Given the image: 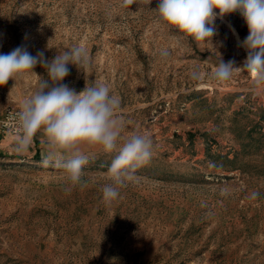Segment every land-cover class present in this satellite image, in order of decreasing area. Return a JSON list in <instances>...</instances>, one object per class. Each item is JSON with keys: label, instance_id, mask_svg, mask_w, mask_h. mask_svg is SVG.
Returning <instances> with one entry per match:
<instances>
[{"label": "rangeland", "instance_id": "rangeland-1", "mask_svg": "<svg viewBox=\"0 0 264 264\" xmlns=\"http://www.w3.org/2000/svg\"><path fill=\"white\" fill-rule=\"evenodd\" d=\"M157 6L0 0V53L19 46L51 60L86 48L90 67L69 65L64 83L107 84L121 100V140L152 141L136 182L106 206L112 157L99 147L83 146L86 186L66 193L63 171L43 164L46 137L17 152L16 140L1 146L0 128V264H264V84L242 68L247 26L239 13L217 18L212 45H200L159 24ZM220 60L238 67L223 83ZM34 72L0 86V120L47 79Z\"/></svg>", "mask_w": 264, "mask_h": 264}, {"label": "clouds", "instance_id": "clouds-1", "mask_svg": "<svg viewBox=\"0 0 264 264\" xmlns=\"http://www.w3.org/2000/svg\"><path fill=\"white\" fill-rule=\"evenodd\" d=\"M141 2L149 6L152 0ZM134 3L136 0H121V7ZM154 11L163 27L191 37L200 45H212L218 34L217 18L223 20L239 13L248 29V35L240 42L247 52L242 68L248 71L256 85L264 84V0H158ZM159 54L166 60L170 52L165 48ZM37 65L46 70L47 79L41 77L37 90L22 102L15 114L21 130L16 137L15 150L28 151L38 133L46 137L43 164L46 167L51 164L63 171L64 190L70 193L77 187L86 186L84 168L88 157L83 146L99 147L112 157L106 172L110 183L101 190L102 202L111 206L120 198L121 189L136 182L138 170L150 162L151 138L132 134L121 140L125 128L118 115L121 100L107 84H86L77 92L64 83L70 74L69 65L79 70L91 65L87 49L82 46L57 53L51 60H47L42 51L34 56L19 46L8 53H0V86L35 73ZM234 65V61L220 60L214 78L221 83L230 80L238 68ZM192 76L199 78L198 72H193ZM256 196L257 193L252 194L253 198Z\"/></svg>", "mask_w": 264, "mask_h": 264}, {"label": "built area", "instance_id": "built-area-1", "mask_svg": "<svg viewBox=\"0 0 264 264\" xmlns=\"http://www.w3.org/2000/svg\"><path fill=\"white\" fill-rule=\"evenodd\" d=\"M18 111V108H10L5 112L3 118L0 120V128L4 132H8L12 135H20L21 130L18 126V122L14 118Z\"/></svg>", "mask_w": 264, "mask_h": 264}, {"label": "crops", "instance_id": "crops-1", "mask_svg": "<svg viewBox=\"0 0 264 264\" xmlns=\"http://www.w3.org/2000/svg\"><path fill=\"white\" fill-rule=\"evenodd\" d=\"M8 135L5 137L4 141L2 142L1 146H6L9 145L12 141L16 140V137L18 135H12L10 133H7ZM35 142L33 141L30 149L28 150V152H36L37 150L34 148Z\"/></svg>", "mask_w": 264, "mask_h": 264}]
</instances>
